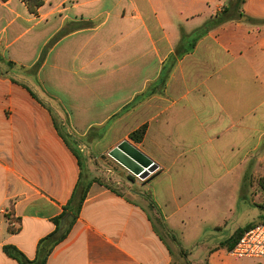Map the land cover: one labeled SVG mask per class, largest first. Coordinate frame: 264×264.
I'll return each mask as SVG.
<instances>
[{
  "label": "crops",
  "instance_id": "obj_1",
  "mask_svg": "<svg viewBox=\"0 0 264 264\" xmlns=\"http://www.w3.org/2000/svg\"><path fill=\"white\" fill-rule=\"evenodd\" d=\"M235 1L45 0L34 15L22 0H0L3 58L30 67L63 32L39 71L45 91L81 135L120 117L110 146L126 141L157 168L137 192L91 183L46 264H243L230 255L233 234L213 245L204 238L234 215L248 173L264 177V0H243L242 18L202 37L146 96L182 32ZM22 97L0 74V264H18L5 246L34 261L83 189L79 160L50 111ZM144 125L143 142L130 141Z\"/></svg>",
  "mask_w": 264,
  "mask_h": 264
},
{
  "label": "rangeland",
  "instance_id": "obj_2",
  "mask_svg": "<svg viewBox=\"0 0 264 264\" xmlns=\"http://www.w3.org/2000/svg\"><path fill=\"white\" fill-rule=\"evenodd\" d=\"M186 47L189 48V42H187ZM172 65L173 59L166 63L162 79L157 85L151 86L146 96H150L152 93H157V91L160 92L162 90L166 84L164 77L166 72H170ZM33 66L34 65L30 67L21 65L9 66L0 53V74L20 85L21 88L26 91V98L31 104L33 103L34 106L38 108L50 111L55 127H58L60 130V136L62 137L63 135L64 142L79 160L81 168V187L84 188L93 182H97L102 184L105 183L109 188H116L123 191L124 188L120 186H125V184H127L132 187L134 192L140 191L141 186L145 184L146 180H141L134 176L109 156V153L116 148L110 146L111 137H114L111 130L114 126L113 123L120 117L112 119L111 122L101 127L90 130L85 135H81L74 131L68 122V115L63 105L45 91L44 85L39 79L40 70L38 72L35 71ZM26 98L22 97V100ZM140 101L141 99L138 98L136 104L140 103ZM7 110H11V108ZM123 115L124 113L121 116ZM96 143L101 144L98 150L94 146ZM116 180H121V183H117ZM260 180L250 177V173H248L241 194L242 200L234 212V215L228 220L225 226H222L218 230H213L206 235L204 238L206 244L213 245L219 243L232 234L231 238L234 237L241 229L240 227H243L247 222H252L254 226L264 225V190L260 185ZM145 198L152 205L150 198ZM150 211H154L151 206ZM155 218L157 221V228L164 231L160 224V220L157 217ZM239 260H241L240 262L243 264L248 263L246 258ZM256 264H264V260H257Z\"/></svg>",
  "mask_w": 264,
  "mask_h": 264
},
{
  "label": "trees",
  "instance_id": "obj_3",
  "mask_svg": "<svg viewBox=\"0 0 264 264\" xmlns=\"http://www.w3.org/2000/svg\"><path fill=\"white\" fill-rule=\"evenodd\" d=\"M2 1H7V0H2ZM23 3L26 5V7L28 8L29 12L31 14L36 15L38 13V10L40 9V7H42L44 5L45 0H22ZM243 3V0H236L228 9H225L221 15L216 16L215 18L211 19L210 21H208L203 27H201L200 29L194 31L191 34H187L185 32H182L181 34V42L179 43V45L176 47L174 55L172 57L173 59V65L179 60L181 59L184 55L191 53L197 42L204 37L206 34H208L210 31L220 27L221 25L232 21L233 20V16H235L234 14H237V16L239 18L243 17V13L240 12V7ZM64 36V33H60L58 34L54 40L43 50L40 59L34 64L33 69L35 71H39L41 69V67L44 64L45 58L47 53L49 52V50L53 47V45L60 40L62 37ZM193 38V39H192ZM190 40V41H188ZM187 42H189V48L186 47ZM7 64L9 66H14L15 64H13L12 62H7ZM172 65V66H173ZM169 72H166V75L164 77V81L166 80L167 76H168ZM58 130V132L60 131L58 127H56ZM147 132V125H144L142 127H140L138 130L132 132L129 135V139L130 141H132L135 144H141L144 140V137L146 135ZM62 139H63V135H62ZM80 165V164H79ZM260 185L262 187V189L264 190V177L260 180ZM87 189L88 186L84 187L82 190L79 189V195L76 198V200L72 199V201H70V203L68 204V206L65 208L63 214L54 219V224L56 225V230L50 234L49 236H47L46 238L42 239L38 245V251H37V257L34 261H30L28 260L20 251H18L16 248L11 247V246H5L4 247V252L5 254L18 262V264H46L48 256L50 255L51 251L53 250V248L60 243L61 241H63L68 232L59 240H54L53 236L55 235V233L57 232L61 220L67 215V214H72L74 216V221L77 219V217L79 216V212L82 206V203L85 199V195L87 193ZM151 207L153 209H155V206L152 204ZM72 223V224H73ZM254 225H248L246 227H244L243 229H240L235 235L234 237L231 238L230 240V246L229 249L232 250L235 245L238 243L239 239L243 236V234L248 231L249 229L253 228Z\"/></svg>",
  "mask_w": 264,
  "mask_h": 264
},
{
  "label": "water",
  "instance_id": "obj_4",
  "mask_svg": "<svg viewBox=\"0 0 264 264\" xmlns=\"http://www.w3.org/2000/svg\"><path fill=\"white\" fill-rule=\"evenodd\" d=\"M109 156L128 172L141 180H146L157 169L150 159L126 141L113 149L109 153ZM73 221L74 216L72 214H67L61 220L60 226L53 236V239H61L68 232Z\"/></svg>",
  "mask_w": 264,
  "mask_h": 264
},
{
  "label": "built area",
  "instance_id": "obj_5",
  "mask_svg": "<svg viewBox=\"0 0 264 264\" xmlns=\"http://www.w3.org/2000/svg\"><path fill=\"white\" fill-rule=\"evenodd\" d=\"M230 255L238 259L264 260V225H257L246 231Z\"/></svg>",
  "mask_w": 264,
  "mask_h": 264
}]
</instances>
